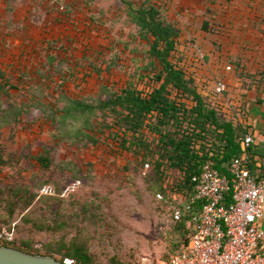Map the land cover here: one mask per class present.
Wrapping results in <instances>:
<instances>
[{
    "label": "rangeland",
    "instance_id": "374dc122",
    "mask_svg": "<svg viewBox=\"0 0 264 264\" xmlns=\"http://www.w3.org/2000/svg\"><path fill=\"white\" fill-rule=\"evenodd\" d=\"M130 1L157 5L177 25L181 56L211 104L239 115L246 98L232 87L239 80L248 90L251 83L235 72L236 50L246 51L238 45L244 38L264 37V0ZM64 4L62 13L42 0H0V230L15 229L16 242L37 250L81 234L94 264L168 261L176 250L174 210L183 200H159L146 174L112 139L71 146L41 111L28 112L33 89L62 107L61 94L99 97L102 85L122 88L149 68V45L121 0ZM251 103L244 106L249 115ZM13 107L24 113L6 125L3 114ZM45 150L52 158L48 170L36 161ZM44 186L53 190L48 199ZM43 221L56 231L35 227Z\"/></svg>",
    "mask_w": 264,
    "mask_h": 264
},
{
    "label": "trees",
    "instance_id": "16d2710c",
    "mask_svg": "<svg viewBox=\"0 0 264 264\" xmlns=\"http://www.w3.org/2000/svg\"><path fill=\"white\" fill-rule=\"evenodd\" d=\"M121 1L126 5L130 21L139 29V38L149 45V68L132 75L122 88L102 85L99 97L86 99L61 94L58 101L62 102V107L45 102L33 89L32 103L27 108L28 112L30 108L41 111L45 119L56 126L60 141L71 146L81 143L98 146L102 139H112L121 151L133 158L136 169L146 174L157 195L163 196L161 201L167 200L166 203L172 205L176 203L174 196L181 198L183 202L174 210V214L177 210L183 213L179 221L175 220L173 231L177 238L174 243L177 255L193 232V217L203 208V202L195 199L193 178L202 174L208 161L214 162L221 174L230 175L234 160L245 154L247 169L257 174V162L264 160V142H256L243 152L241 140L253 135L246 104L237 108L239 115L232 109L224 111L222 106L211 104L210 96L205 95L195 72L181 56L177 25L157 5L138 7L130 0ZM56 60L52 56L50 62L53 64ZM111 68L110 64L106 66L108 70ZM3 78L0 70L1 83ZM23 113L21 107L5 111L4 117L10 119L5 124L17 122ZM36 161L45 170L52 166L47 150ZM259 173L263 176L264 170ZM43 222L34 225L41 231H56ZM0 246L52 256L61 262L69 259L71 264H94L81 234L70 242L62 238L56 248L49 244L37 250L28 241L0 243ZM112 264L123 263L113 260Z\"/></svg>",
    "mask_w": 264,
    "mask_h": 264
},
{
    "label": "built area",
    "instance_id": "2783aa9c",
    "mask_svg": "<svg viewBox=\"0 0 264 264\" xmlns=\"http://www.w3.org/2000/svg\"><path fill=\"white\" fill-rule=\"evenodd\" d=\"M51 7L65 11L64 0H44ZM256 143L254 135L241 140L243 152ZM247 154L236 159L230 175L221 174L208 161L196 184L197 201L203 202L200 213L193 217V232L183 251L165 262L141 264H264V175L252 174L247 169ZM53 192L45 187L42 194ZM163 199L161 194L157 195ZM190 210V207H188ZM183 216L174 214L176 221ZM15 229L0 230V243H14ZM71 260H65L71 264Z\"/></svg>",
    "mask_w": 264,
    "mask_h": 264
},
{
    "label": "crops",
    "instance_id": "0c3cea01",
    "mask_svg": "<svg viewBox=\"0 0 264 264\" xmlns=\"http://www.w3.org/2000/svg\"><path fill=\"white\" fill-rule=\"evenodd\" d=\"M261 36V35H260ZM245 52L241 50H236L238 59L236 61L238 71H235L239 76L240 74L247 79L245 81H250L248 90L244 83H240L237 80V83L234 84L232 90L238 91L239 95L244 94L243 97L249 100L252 105V111L249 115V123L252 125V134L256 138L257 144L264 142V37H260V40L255 38H244L242 39V45L238 44ZM256 47L259 50V53L250 51L246 46ZM243 46V47H242ZM256 54V56H255ZM250 66V67H249ZM244 82V80L240 79ZM249 114V113H248ZM258 173L264 170V160L261 159L257 162ZM264 228V225H262Z\"/></svg>",
    "mask_w": 264,
    "mask_h": 264
},
{
    "label": "water",
    "instance_id": "95a60500",
    "mask_svg": "<svg viewBox=\"0 0 264 264\" xmlns=\"http://www.w3.org/2000/svg\"><path fill=\"white\" fill-rule=\"evenodd\" d=\"M0 264H66L52 256L24 252L18 248L0 246Z\"/></svg>",
    "mask_w": 264,
    "mask_h": 264
}]
</instances>
